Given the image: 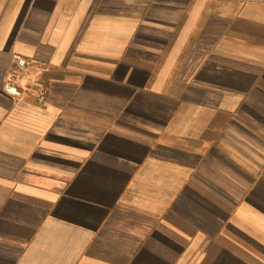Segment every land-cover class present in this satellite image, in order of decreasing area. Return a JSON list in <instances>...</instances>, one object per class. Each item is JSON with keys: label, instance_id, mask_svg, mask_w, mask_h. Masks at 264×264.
I'll list each match as a JSON object with an SVG mask.
<instances>
[{"label": "crops", "instance_id": "obj_1", "mask_svg": "<svg viewBox=\"0 0 264 264\" xmlns=\"http://www.w3.org/2000/svg\"><path fill=\"white\" fill-rule=\"evenodd\" d=\"M0 264H264V0H0Z\"/></svg>", "mask_w": 264, "mask_h": 264}, {"label": "built area", "instance_id": "obj_2", "mask_svg": "<svg viewBox=\"0 0 264 264\" xmlns=\"http://www.w3.org/2000/svg\"><path fill=\"white\" fill-rule=\"evenodd\" d=\"M16 69L7 72L4 79L3 91L12 97H20L23 91L22 82L28 80V87L33 90L37 105H43L48 95V86L42 79L45 68L20 56H13Z\"/></svg>", "mask_w": 264, "mask_h": 264}]
</instances>
